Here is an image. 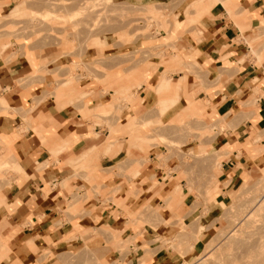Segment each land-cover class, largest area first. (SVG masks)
<instances>
[{
  "label": "crops",
  "instance_id": "crops-1",
  "mask_svg": "<svg viewBox=\"0 0 264 264\" xmlns=\"http://www.w3.org/2000/svg\"><path fill=\"white\" fill-rule=\"evenodd\" d=\"M192 1L181 0L177 20ZM19 3L0 0V20ZM262 21L264 0H217L174 36L160 32L155 42L117 53L88 47L80 57H55L0 40V160L8 162L0 170V264H182L200 255L244 175L264 165ZM162 44L175 50L143 59L140 50ZM133 50L141 60L104 62ZM95 59L109 71L107 87L94 69L92 76L80 69ZM71 66L81 75L75 96L68 89L58 96L54 74ZM131 75L141 85L117 92L130 90L129 103L119 96L115 115L89 113L111 103ZM189 102L202 117L201 136H190L181 152L204 149L197 164L171 158L159 142L179 138L170 122ZM131 117L135 126L125 130ZM214 122L223 127L202 136V123ZM192 170L200 184L190 183ZM183 224L202 227L196 241L180 238Z\"/></svg>",
  "mask_w": 264,
  "mask_h": 264
},
{
  "label": "rangeland",
  "instance_id": "rangeland-1",
  "mask_svg": "<svg viewBox=\"0 0 264 264\" xmlns=\"http://www.w3.org/2000/svg\"><path fill=\"white\" fill-rule=\"evenodd\" d=\"M148 1L150 0H16V2H20L19 5H17L11 13L9 12L14 6L11 9L7 10L8 15L0 20V40H2V42H6L9 46L11 45L12 41H16L18 43L26 41L28 45L30 44L36 48L55 50V57L66 54L72 58H75V56L80 57L88 47H97L102 49L104 46H107V48H111L113 52L117 53L118 51H124L127 48L129 49L130 47L134 49V47L140 45L143 40H147V42L149 43H151L150 41L155 42L156 36L160 37V32H170L169 36H174L177 31H181L182 29H185L189 25L195 23L199 16L203 12H205L206 9L208 10L217 0H193L192 3L184 11L186 19L183 21L177 20L179 19V13L176 8L181 0H164L163 3L158 4L148 3ZM226 6L231 9L233 8L232 4H227ZM191 9H195V14H191ZM173 22L174 26L171 28ZM262 24H264V21H262ZM155 49V54L160 55V52L165 51L166 55H169L168 50H175V46L162 44L153 46V48H150L148 50L145 49L146 51L140 50V52L142 51L143 59L147 60L152 53L151 51ZM138 54L139 50H133V52L124 53L120 57L117 56L111 57L110 59L107 58V60H105L104 62L110 61L111 63H116L124 60L134 63L140 59ZM179 57L180 55H178L175 59L178 60ZM30 60L35 65L32 55H30ZM102 62L95 59L90 63L82 65V68L80 65L76 64H74L73 66H80V69L86 71V74L90 76H92L91 69H94L96 72L94 74V78L98 82L103 84L104 87H107L109 85L106 84L107 81H105V77L108 76L109 71L105 69V67H103ZM73 68L74 67L71 66L68 70L62 71L61 77H59L58 73L54 74L56 78L55 94H58V96L63 89H68V94H70L71 98L72 96H75V91L72 87V84L76 82V80L80 78L81 75L76 74V68ZM113 77L114 79L117 78L115 76ZM127 80H129L130 82H127L125 84L126 86L119 88L120 90H115L114 100L111 103L107 105H98L97 107H95V109L90 110L89 113H93V116L95 117L107 113L115 115L112 112L114 105L118 102L119 96L123 97L126 103H129V100L131 101L130 90L125 95H118L117 92H120L122 88L125 87H128L130 89V86L132 85H141L142 79L141 77L139 79V77H132L131 75L128 76ZM167 84L168 83H163L162 88L166 87ZM2 104L4 105V102L0 100V105ZM198 114L199 112L197 106L193 102H189V107H187V109H185L174 120L170 122V124L176 125L177 129L179 130V138L173 142L163 138V136H160L162 138H160L159 142L162 143V145H164L168 151H170L171 158L175 157V159L178 158L182 161H186L189 163L194 162V164H197L198 159L206 154L204 149H201L198 154L196 152L195 154H193V152H191L190 154H182L181 152V145L185 140H189L188 138L191 137H194V139H200L201 130L199 127L201 125L200 121L202 120V117L198 116ZM187 121H194V127L191 128L190 122ZM135 122V118H129L128 123L124 127L125 130H130L131 128H133L135 126ZM202 125V136L204 134L212 135L213 128L217 126L219 128L223 127V125H218V123L216 122L211 124L202 123ZM176 127L174 128L176 129ZM183 129L187 131V135L184 134ZM193 132H197L198 134L196 136H193ZM180 152L181 155L178 154ZM158 155L162 158H165L167 156L162 155L161 153H159ZM220 158H222V155L217 157L216 163L220 161ZM7 166L8 162L6 159L0 160V170L6 168ZM196 167L197 165H195V168ZM194 170H192V179L190 180V183L192 184L194 183V181H197L196 183L200 184L201 180L198 171L195 172ZM217 187L218 185L215 184L210 190L206 191V193H216L218 191ZM262 195L264 196V165L257 166L256 171L253 174L244 175L243 182L236 190V194L230 197L228 205L225 206L224 212L219 218L217 227H215L213 231H211L212 236H208V238L204 241V248L202 253L192 260L183 261L182 264H201L200 261H202L203 259L206 264H217L220 263L219 261H221L222 258L225 259V261L229 262L231 255L233 259L237 258L239 260V257H241V260L243 261L239 260L238 262L240 263H246L248 261L246 264H249V262L252 261V263L250 264H255L254 260H257V258H259L258 254L261 257H263L264 255L262 254V250H264V248L261 247L262 244L264 245V200L258 201L259 199H257ZM201 199L203 203H205L207 199L210 198L196 197V200ZM253 208L256 209L254 210ZM140 215L143 214L141 213ZM235 218L236 220H238L235 221ZM236 228L238 229V232L235 230ZM252 230H254L255 234ZM201 231V226H197V229L193 230L183 224L181 225L180 238L184 239V235L188 236L190 234H193V241H196L198 239L197 234ZM232 231L234 232L233 234ZM241 232H244V234ZM250 232H252L254 235L250 234ZM230 234L231 236L233 235V238H228L231 237ZM245 234L247 236L249 234V240L251 238L250 243L253 240L251 244L256 245L258 241L257 246L261 249H258L257 247V250L254 246L255 252L254 250H251L252 245H249L248 237H245V240L247 239L246 245H248L246 246L244 244L245 240L243 237L246 236ZM251 235L253 238L251 237ZM258 237L260 238L258 239ZM180 238L179 240L182 241ZM227 238L228 241L229 239L231 241L228 242ZM234 240H237V243H235ZM240 240L241 244L239 242ZM260 240L263 241L260 242ZM238 244H240L241 246L243 244V246H245L241 247ZM232 246L233 248L235 247L234 250L236 251L231 248ZM243 248L245 251H249L250 249L251 252L253 251V254L248 252L249 254H251L249 256V254H245L247 252H245L244 250L240 253ZM259 250L261 254L259 253ZM256 251L258 252V254L256 253ZM233 253H235L234 255L236 256H233ZM242 253L244 255L240 256ZM237 254L239 255V257ZM256 254V259L250 260V258H254ZM222 255L224 256L222 257ZM246 255L249 257L246 258ZM244 256L245 258H243ZM226 257L227 259H229L226 260ZM261 257L260 263L264 264V261H262ZM223 259L222 261H224ZM231 261L235 263L237 260L233 261L231 259L229 263H232ZM256 263H258V261Z\"/></svg>",
  "mask_w": 264,
  "mask_h": 264
},
{
  "label": "bare ground",
  "instance_id": "bare-ground-1",
  "mask_svg": "<svg viewBox=\"0 0 264 264\" xmlns=\"http://www.w3.org/2000/svg\"><path fill=\"white\" fill-rule=\"evenodd\" d=\"M257 199H259L258 201L264 200V196L262 195L260 198H257ZM258 203H259V202H258ZM255 204H257V203H255ZM261 204H262V203H261ZM259 205H260V204H259ZM255 207H256V206H255ZM253 209L255 210L256 208H253ZM262 210H263V209H262ZM262 210H261V211H262ZM252 211H253V210H252ZM247 212H248V211H247ZM251 213H252V212H251ZM251 213H250V214H251ZM242 214H243V213H242ZM242 216H243V215H242ZM246 216H247V215H246ZM240 217H241V216H240ZM260 217H261V216H260ZM238 218H239V217H238ZM241 218H242V217H241ZM261 218H262V217H261ZM237 220H238V219H237ZM237 220H236V218H235V221H237ZM242 221H243V220H242ZM250 221H251V220H250ZM246 222H247V221H246ZM260 222H261V221H260ZM241 223H242V222H241ZM244 223H245V222H244ZM247 223H248V222H247ZM249 224H250V222H249ZM243 225H244V224H243ZM261 225H262V224H261ZM246 226H247V225H246ZM254 226H255V225H254ZM250 227H251V226H250ZM230 228H231V227H230ZM255 229H256V228H255ZM260 229H261V228H260ZM235 230L238 232V229H237V228H236ZM240 231H241V230H240ZM252 231H253V233H254V230H252ZM258 231H259V230H258ZM224 232H225V231H224ZM229 232H231V231H229ZM255 232H256V231H255ZM233 233H234V232L232 231V234H233ZM241 233L244 234V232H241ZM247 233H248V232H247ZM253 233L250 232V234L254 235L255 233H254V234H253ZM257 233H259V232H257ZM226 234H227V233H226ZM260 234H261V232H260ZM228 235H229V234H228ZM245 235H246V234H245ZM252 235H251V237H252ZM225 236H226V235H225ZM230 236H231V234H230ZM232 236H233V235H232ZM232 236H231V237H228V238H233ZM238 236H239V235H238ZM248 236H249V234H248ZM248 236H247V235H246V236H243V237H244V240H245V237H248ZM257 236H260V235H257ZM255 237H256V236H255ZM228 238H227V241H228ZM252 238H253V237H252ZM259 238H260V237H258V239H259ZM240 239H241V238H240ZM255 239H256V238H255ZM255 239H254V241H255ZM246 240H247V239H246ZM246 240H245V243H244L245 245H246V243H247ZM248 240H249V237H248ZM250 240H251V238H250ZM250 240H249V245H252V247H253V249H252V247H251V250H254V252H255V249H254V248L256 247V249H257V247H258V246H257L258 241H257V243L255 242V243H256V245H255V244H251V243L253 242V240L251 241V243H250ZM229 241H231V240L229 239ZM229 241H228V242H229ZM234 241H235V240H234ZM236 241H237V240H236ZM236 241H235V243H237ZM262 241H263V240H262ZM262 241L260 240V242H262ZM228 242H227V243H228ZM239 242H240V244H241V240H240ZM260 242H259V245H260ZM263 243H264V241H263ZM240 244H238V245H240ZM227 245H228V244H227ZM245 245H244V246H245ZM262 245H263V244H262ZM262 245H261V247L264 248V245H263V246H262ZM208 246H209V244H208ZM233 246H234V244H233ZM233 246H232L231 248H233ZM240 246H241V245H240ZM240 246H239V247H240ZM242 246H243V244H242ZM242 246H241V247H242ZM244 246H243V247H244ZM246 246H248V245H246ZM254 246H255V247H254ZM211 247H212V246H211ZM227 248H228V246H227ZM234 248H235V247H234ZM234 248H233V250H234ZM249 248H250V246H249ZM258 249H261V248L258 247ZM258 249H257V250H258ZM209 250H210V249H209ZM238 250H239V249H238ZM243 250H244V248L240 251V253H241ZM247 250H248V249H247ZM234 251H236V250H234ZM244 251H245V250H244ZM262 251H263V252H262ZM262 251H261L262 254H264V250H262ZM204 252H206V251H204ZM204 252H203V253H204ZM230 252H231V251H230ZM245 252H247V253H245V254H249L248 252H250L251 254H253V253H252L253 251L251 252L250 249H249V251H245ZM256 253L258 254L257 251H256ZM259 253H260V250H259ZM211 254H212V253H211ZM226 254H227V252H226ZM234 254H235V253H233V256H236V255H234ZM251 254H249V256H250ZM254 254H255V253H254ZM257 254H256V256H254V258L251 257L250 260H252V259H256ZM260 254H261V253H260ZM209 255H210V254H209ZM229 255H230V253H229ZM237 255H238V254H237ZM242 255H244V254L242 253L240 256H242ZM213 256H214V255H213ZM215 256H216V255H215ZM223 256H224V255H222V257H223ZM225 256H226V255H225ZM249 256L246 255V258H248ZM227 257H230V256H227ZM227 257H226V260L229 259V258L227 259ZM238 257H239V255H238ZM258 257H259V258H257V260H254L255 262L253 261L255 264H258V263L261 262V259H260L261 256H260L259 254H258ZM263 257H264V255H263ZM263 257H261V258H262V261H264V258H263ZM239 258H240V259H239L240 261H243V260H241V259H242L241 257H239ZM243 258H245V256H244ZM200 259H201V258H200ZM206 259H207V257H206ZM206 259H205V260H206ZM222 259H223V258H222ZM222 259H221V261H222ZM231 259H232L233 261H236V260H237V261L235 262L236 264H239V263H240V262H238L239 260H238L237 258H234V259H233L232 255H231L230 260H231ZM235 259H236V260H235ZM258 259H259L260 261H259ZM198 260H199V259H198ZM223 260H224V261H222V262L219 261V262H220L221 264H227V263L230 262V260H229V262L225 261V259H223ZM244 260H245V259H244ZM246 261H247V260H246ZM246 261H245V262H246ZM257 261H258V263H256ZM200 262H201V264H206V262L204 261V259H203L202 261H200ZM217 262H218V261H217ZM231 262H232V261H231ZM237 262H238V263H237ZM247 262H248V261H247ZM247 262H246V263H247ZM220 263H217V264H220ZM233 263H234V262L229 263V264H233ZM235 263H234V264H235ZM246 263L243 262V263H240V264H246ZM250 263H252V261H250L249 264H250ZM260 264H263V263H260Z\"/></svg>",
  "mask_w": 264,
  "mask_h": 264
}]
</instances>
